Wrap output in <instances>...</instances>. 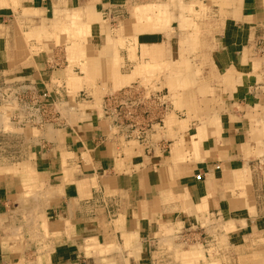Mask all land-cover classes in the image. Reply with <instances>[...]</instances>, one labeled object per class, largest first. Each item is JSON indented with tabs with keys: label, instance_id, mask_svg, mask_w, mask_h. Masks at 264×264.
Wrapping results in <instances>:
<instances>
[{
	"label": "crops",
	"instance_id": "0c3cea01",
	"mask_svg": "<svg viewBox=\"0 0 264 264\" xmlns=\"http://www.w3.org/2000/svg\"><path fill=\"white\" fill-rule=\"evenodd\" d=\"M127 1L0 0V82L61 100L59 125L0 152V264H163L164 232L208 250L218 223L228 249L264 255V0H185L207 54L187 58L198 70L189 87L175 21L137 20L138 5L130 20ZM68 15L89 28L88 79L55 38L26 35ZM110 27L135 30L131 42ZM134 82L169 106L144 141L117 137L102 115L103 97Z\"/></svg>",
	"mask_w": 264,
	"mask_h": 264
},
{
	"label": "rangeland",
	"instance_id": "374dc122",
	"mask_svg": "<svg viewBox=\"0 0 264 264\" xmlns=\"http://www.w3.org/2000/svg\"><path fill=\"white\" fill-rule=\"evenodd\" d=\"M127 2L131 3V5L133 4L132 6H128L127 4L128 11L130 12V16L128 14L127 17H130V20L131 17H133L131 9H133L135 5H138L139 7H136V9L141 10L143 15L150 17L149 19L156 21V23L164 22L167 16L169 18L168 21H175V23L172 24L174 27H176L177 36L175 40L176 43L178 42V51L182 61V63L179 64V67L177 64L175 65L178 67L176 70L181 74V78L178 80V82L181 85L183 83L185 87L193 86L197 80V64L188 63L187 58L190 55H193L194 57L207 56L205 51L206 48L204 46V29H201L202 24L201 22H198L200 17L197 13L200 12L191 11V9L188 8L187 2H185V0H128ZM139 4H142V6ZM78 19L79 18L71 19L70 15H68L66 20L63 23L61 22L63 25L61 24L60 26H57L55 21H53L52 23H49L48 26H34L33 31H30L26 35L34 38L38 43L46 37L55 38V42L57 44H63L64 47L62 49L66 51L70 61L73 59L76 61L81 60V62L85 61L83 65L77 63L75 64L81 67L80 70L88 79L93 77L94 72L92 69H84V67H86L85 63H87L86 58L88 55L91 56L92 54L91 51H88V48H86L87 40L85 39V36L89 33V28L87 29L84 27L83 29V26H81L82 28L80 27L79 30H77L79 24ZM104 19L105 18H103V20ZM109 21L106 20V24H108ZM137 25H139V23ZM151 26L156 27L157 25ZM147 27L151 28L148 25ZM55 28H58V32L55 30ZM134 31L132 34H134ZM111 32L113 35L112 37L116 35L115 38L117 39H127L128 41L132 39V34L129 33L127 35L123 34V36L118 37L117 31L112 30L110 27L108 33L110 34ZM60 33L63 34V42L60 40ZM201 41H203V43H201ZM194 43L196 45H200L201 47H195ZM260 55L264 57L262 54ZM78 75L80 76L79 73L74 71V73H72L71 76L66 80V85L68 88H70L72 94H76L77 91L82 87L77 84L81 79ZM89 80L93 81V79ZM16 109L17 106L14 101L0 100V152H2L5 156L14 149V144L11 142L14 136L17 138H27L28 136L34 135L37 132V129L34 127H20L13 123L12 115ZM220 226L221 225L218 223L211 225L210 229H208V233L217 238V240L215 239L216 241H214L212 244L213 247L211 246L212 249L208 250H205V248L199 244L196 246L194 240L182 237L181 234H176L172 236V239H168V233L164 232L162 234L163 240L161 246L164 248L163 252L167 254L159 257L158 260L163 264H264L263 254H252V251H246V253H244L235 249H228L223 240L225 232H223V228L221 227V229ZM225 228L228 229L227 226H225ZM221 250H224L225 252L228 251V253H226V255H222L220 253Z\"/></svg>",
	"mask_w": 264,
	"mask_h": 264
},
{
	"label": "built area",
	"instance_id": "2783aa9c",
	"mask_svg": "<svg viewBox=\"0 0 264 264\" xmlns=\"http://www.w3.org/2000/svg\"><path fill=\"white\" fill-rule=\"evenodd\" d=\"M264 56V39L260 42ZM0 100L15 102L12 120L16 125L41 128L59 125L61 100L56 93L32 84L0 82ZM169 106L165 94L134 82L103 97L102 115L114 135L124 140H146L163 124Z\"/></svg>",
	"mask_w": 264,
	"mask_h": 264
},
{
	"label": "bare ground",
	"instance_id": "6f19581e",
	"mask_svg": "<svg viewBox=\"0 0 264 264\" xmlns=\"http://www.w3.org/2000/svg\"><path fill=\"white\" fill-rule=\"evenodd\" d=\"M157 4V3H156ZM149 5V4H148ZM161 5V4H160ZM154 6V5H153ZM151 9V8H150ZM153 9V8H152ZM158 10V9H157ZM77 12V11H76ZM151 12V11H150ZM157 13H158V11H157ZM151 14V13H150ZM142 16H144L143 15V13H142V11L141 10H137L136 12H135V15H134V18L135 19H137V20H140L141 18H142ZM144 19V18H143ZM80 23V22H79ZM82 23V22H81ZM85 24V23H84ZM83 26V25H82ZM86 26H87V24H86ZM79 28H80V26H79ZM82 28V27H81ZM83 29H84V26H83ZM86 30V29H85ZM84 30V31H85ZM127 40V39H126ZM130 41H131V39H130ZM129 41V42H130ZM156 65V64H155ZM79 76V75H78ZM141 84H143L144 85V83H140V85ZM125 86H127V85H125ZM219 243V242H218ZM213 247V246H212Z\"/></svg>",
	"mask_w": 264,
	"mask_h": 264
}]
</instances>
